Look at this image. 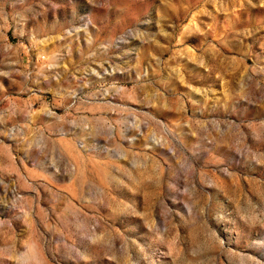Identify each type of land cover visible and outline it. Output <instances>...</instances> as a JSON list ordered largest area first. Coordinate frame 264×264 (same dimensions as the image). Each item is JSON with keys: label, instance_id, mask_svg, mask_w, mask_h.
Returning <instances> with one entry per match:
<instances>
[{"label": "rangeland", "instance_id": "rangeland-1", "mask_svg": "<svg viewBox=\"0 0 264 264\" xmlns=\"http://www.w3.org/2000/svg\"><path fill=\"white\" fill-rule=\"evenodd\" d=\"M0 264H264V0H0Z\"/></svg>", "mask_w": 264, "mask_h": 264}]
</instances>
